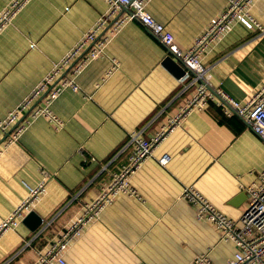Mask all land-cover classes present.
Returning <instances> with one entry per match:
<instances>
[{
  "label": "crops",
  "instance_id": "obj_1",
  "mask_svg": "<svg viewBox=\"0 0 264 264\" xmlns=\"http://www.w3.org/2000/svg\"><path fill=\"white\" fill-rule=\"evenodd\" d=\"M10 1L0 0V10ZM224 4L148 0L145 9L172 32L180 48H187ZM105 9L104 0H26L14 12L0 30V120ZM125 11L122 7L114 17ZM251 13L264 29V0H256ZM168 56L185 68L143 24L127 21L104 53L75 76L79 88L65 86L50 103L61 127L43 115L32 118L30 109L42 106L47 92L71 76L76 59L0 137V220L24 197L26 185L44 181L47 188L30 208L42 218L38 227L31 230L21 220L0 234V264L35 262L38 251L127 161L128 148L122 149L127 131L141 129L148 137L178 113L194 85L189 78L178 80L166 63ZM201 61L209 70L210 89L246 101L264 84V30L237 22ZM21 124L23 130L8 142L9 132ZM164 154L169 159L162 165L158 158ZM263 165L262 140L237 113L227 115L209 101L189 111L142 160L129 178L139 197L114 196L68 247L65 264H189L202 253L213 264H226L233 243L221 240L210 221L196 218L181 190L193 184L220 210L238 218L247 200L244 187Z\"/></svg>",
  "mask_w": 264,
  "mask_h": 264
},
{
  "label": "built area",
  "instance_id": "obj_2",
  "mask_svg": "<svg viewBox=\"0 0 264 264\" xmlns=\"http://www.w3.org/2000/svg\"><path fill=\"white\" fill-rule=\"evenodd\" d=\"M25 1L11 0L8 6L0 10V30L10 22L14 12ZM104 1L106 9L80 36L73 48L60 60L54 62L42 81L21 99L5 118L0 120V137L4 136L10 125L25 109L30 108L48 83L79 55L71 64V76L62 79L58 85H54L47 92L42 106L30 109L32 118L43 115L56 127H61L63 121L52 113L50 103L65 86H70L72 89L79 88L75 82V76L91 60L104 53V48L112 36L125 22L130 20H138L143 24L164 45L168 54L182 62L185 68L178 80L183 81L189 78V83L194 85V91L185 100L178 113L168 118L152 135L143 136L141 129L127 131L122 147V149L128 148L127 161L121 164L120 169L112 174L109 181L101 185L95 198L84 203L82 212L74 216L57 238L51 240L43 251H38L37 259L32 264H65L64 254L68 247L81 234L86 224L96 218L100 211L112 202L114 196L118 193H126L139 197L137 190L130 184L131 174L140 166L143 159L152 155L154 148L189 111L203 108L209 101H214L223 107L225 114L229 115L235 112L241 116L247 128L264 143V84L246 101L236 100L220 88L213 90L208 87L209 70L201 61L202 55L219 42L237 22L247 28L258 27L260 30H264L263 24L251 13V8L256 0H225L223 9L210 18L205 29L194 38L187 48H180L175 42L172 32L145 9L148 0ZM122 7H125L126 11L114 17ZM104 30L106 32L98 36ZM86 46L88 48L84 52ZM24 126L21 124L12 128L8 135L10 136L8 142H13ZM168 159L169 156L164 154L158 158V162L163 165ZM25 187L24 197L0 220V234L6 230L14 229L33 203L47 193L44 181L35 186L26 185ZM244 188L247 192V200L245 208L238 218H232L220 210L193 184L184 186L180 197L194 206L197 219L210 221L214 224L220 231L221 240L233 243L234 250L226 264H264V165L258 170L254 181ZM189 264L213 263L202 253L194 256Z\"/></svg>",
  "mask_w": 264,
  "mask_h": 264
},
{
  "label": "water",
  "instance_id": "obj_3",
  "mask_svg": "<svg viewBox=\"0 0 264 264\" xmlns=\"http://www.w3.org/2000/svg\"><path fill=\"white\" fill-rule=\"evenodd\" d=\"M166 63L176 72L177 77L183 74L184 69L180 67L175 61H173L170 56L166 58ZM241 195L242 194H239L234 197L231 202ZM22 222L26 224L29 229L34 230L41 224L42 218L34 210L30 209L22 218Z\"/></svg>",
  "mask_w": 264,
  "mask_h": 264
}]
</instances>
